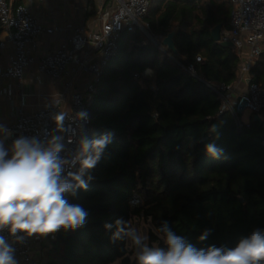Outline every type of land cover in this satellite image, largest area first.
Returning a JSON list of instances; mask_svg holds the SVG:
<instances>
[{
	"label": "trees",
	"instance_id": "1",
	"mask_svg": "<svg viewBox=\"0 0 264 264\" xmlns=\"http://www.w3.org/2000/svg\"><path fill=\"white\" fill-rule=\"evenodd\" d=\"M230 9L228 0H151L141 22L158 41L174 31L176 62L138 28L120 33L86 107L85 137L112 133V140L91 170L87 190L69 197L87 210V221L57 232L61 237L44 246L42 264H135L126 239L113 242L115 229L104 227L118 218H149L154 239L167 221L198 247H232L264 228L261 125L250 117L236 126L206 85L237 78V51L211 36L217 24L228 27ZM146 68L152 77L142 74ZM249 76L264 86L263 52ZM208 143L223 149L219 157L206 153ZM133 192L141 204L129 203ZM208 228L209 238L199 241Z\"/></svg>",
	"mask_w": 264,
	"mask_h": 264
},
{
	"label": "built area",
	"instance_id": "2",
	"mask_svg": "<svg viewBox=\"0 0 264 264\" xmlns=\"http://www.w3.org/2000/svg\"><path fill=\"white\" fill-rule=\"evenodd\" d=\"M44 0H0V26L6 31V39L12 46V51L5 64H0V79L13 78L19 84L23 81L25 69L33 62L37 63L38 71L47 74L54 82L61 84L62 89L55 93L52 99L34 111H26L18 106L14 120L7 125L15 136L35 135L43 130H52L55 125L51 116L66 113V127H72L76 132L74 142L67 144L68 151L76 148L75 141L80 136H86L89 131V113L86 109L95 93V83L98 81L103 67L117 50V41L122 31H133L138 28L145 33L141 18L147 12L151 0H113L112 4L101 3L98 14L99 26L97 29L85 32L82 26H70L71 34L66 41L56 47L48 49L37 59L34 56L36 38L41 33L51 34L64 28L60 25L46 26L36 13L33 5ZM231 4L229 25L221 29V41H229L234 49L241 53L237 77L246 82L243 91H236L234 84L224 82H206L220 101V111H228L236 124L241 126L248 120L242 115L247 112L250 117L258 114L261 118L260 145L264 147V86L252 82L248 76L249 69L254 65L256 58L263 52L261 43H264V0H228ZM105 5V6H104ZM84 12L91 7L82 6ZM3 42H0L2 46ZM172 58V57H171ZM174 61L176 62L175 58ZM197 61H201L199 56ZM147 68L142 72L146 74ZM187 70L194 74L192 65ZM83 73L91 76L79 77ZM134 77H138L134 73ZM78 83L81 87L78 88ZM151 87H153L151 85ZM12 87L4 88L3 94L12 95ZM19 94L24 92L19 89ZM86 111L87 121L77 124V112ZM72 132H69L71 135ZM129 203L141 204L140 196L133 192ZM4 235L8 237L7 232ZM57 238V233L45 237L26 238L22 243H15L18 264H42L44 246Z\"/></svg>",
	"mask_w": 264,
	"mask_h": 264
},
{
	"label": "clouds",
	"instance_id": "3",
	"mask_svg": "<svg viewBox=\"0 0 264 264\" xmlns=\"http://www.w3.org/2000/svg\"><path fill=\"white\" fill-rule=\"evenodd\" d=\"M76 116L82 130L81 122L87 121L88 114L80 111ZM67 118L66 113L56 112L51 116L54 129L15 138L13 131L0 123V264H18L13 246L17 242L75 230L87 221V210L70 202L69 197L87 190L88 181L93 179L90 172L113 134L93 139L80 136L76 148L68 151L66 145L74 142L76 132L65 126ZM205 151L215 158L223 149L208 143ZM104 227L115 229L113 242L129 241L127 247L133 250L130 259L135 264H264V228H254L232 247H198L177 234L167 221L157 229L158 242L152 243L131 221L118 218ZM211 233L212 229H205L198 240H207Z\"/></svg>",
	"mask_w": 264,
	"mask_h": 264
},
{
	"label": "crops",
	"instance_id": "4",
	"mask_svg": "<svg viewBox=\"0 0 264 264\" xmlns=\"http://www.w3.org/2000/svg\"><path fill=\"white\" fill-rule=\"evenodd\" d=\"M101 3L112 4L113 0H44L39 4H34L33 9L39 20L46 26L60 25L64 29L54 31L51 34L41 33L36 38L34 56L37 59L48 49L56 47L60 42L66 41L71 34L70 26H82L84 31L90 32L98 28V14ZM89 4L91 9L84 12L82 6ZM104 5V6H105ZM6 31L0 32V64L7 62L12 51V46L6 39ZM148 77H152V69L147 68ZM236 91H243L246 82L236 78L233 82ZM78 83V88L81 87ZM11 86L12 95L7 97L3 94L4 88ZM19 89L24 95L19 94ZM62 89L61 84L54 82L47 74L38 71L37 63L30 64L24 72L23 81L19 84L13 78L0 79V123L8 125L14 120L16 109L22 106L26 111H34L43 104L49 102L53 95ZM244 116V117H243ZM250 115L244 112L243 120H248Z\"/></svg>",
	"mask_w": 264,
	"mask_h": 264
},
{
	"label": "water",
	"instance_id": "5",
	"mask_svg": "<svg viewBox=\"0 0 264 264\" xmlns=\"http://www.w3.org/2000/svg\"><path fill=\"white\" fill-rule=\"evenodd\" d=\"M220 30H221L220 24H217L216 26H214L211 29L212 38L222 47L234 49V45L231 42L220 40V36H219ZM145 34L149 36V38L153 41L155 45H157V47H159L162 51L167 53L170 57L174 58V56L178 54L174 41H173L174 31L169 32L166 36H164L161 39V41H158L155 37L149 35L146 30H145ZM262 113L264 115V110ZM252 119L259 123L261 122V118L258 114H253ZM57 237L60 238L61 234L57 233Z\"/></svg>",
	"mask_w": 264,
	"mask_h": 264
},
{
	"label": "rangeland",
	"instance_id": "6",
	"mask_svg": "<svg viewBox=\"0 0 264 264\" xmlns=\"http://www.w3.org/2000/svg\"><path fill=\"white\" fill-rule=\"evenodd\" d=\"M148 34H149V33H148ZM145 35H146V34H145ZM149 35H150V34H149ZM146 36L149 38L148 35H146ZM260 45H261L262 50H263V53H264V43H261ZM237 53H238L239 57L242 56L241 53H239V52H237ZM170 58H171V57H170ZM173 61H174V59H173ZM144 75L147 76V75H148V72H146V74H144ZM152 75H153V73H152ZM90 76H91V75L88 74V73H83V74L79 77L78 82H79L80 80H82V78H88V77H90ZM248 76H249V73H248ZM147 77H148V76H147ZM243 117H244V116H243ZM129 221H131L133 227L137 228L140 232H142L143 234H146V235L149 237V243H152V242H158V238L154 239V238L150 235V233H149L150 230L156 233V231L154 230V228H153V226H152V224H151L149 218H143V217H132ZM128 243H129V241H127V239H126V248H127V250H128V255H129V258H130V257L133 255V250H132L130 247H127V244H128ZM160 244H161V246H163V243H162V242H160ZM130 261H133V262L135 263V261L132 260V259H130ZM117 263H118V261H115V262H113V263H111V264H117Z\"/></svg>",
	"mask_w": 264,
	"mask_h": 264
}]
</instances>
